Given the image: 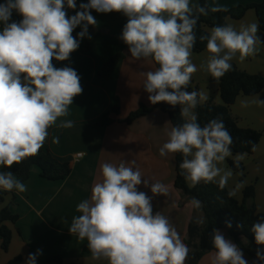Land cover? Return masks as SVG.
<instances>
[{
  "label": "clouds",
  "instance_id": "obj_1",
  "mask_svg": "<svg viewBox=\"0 0 264 264\" xmlns=\"http://www.w3.org/2000/svg\"><path fill=\"white\" fill-rule=\"evenodd\" d=\"M68 10L74 15L69 16ZM228 11L225 6H190V0H4L0 3V166L11 168L38 154L48 129L60 117L69 115V106L81 95V76L70 65L56 67L53 61H70L81 41L91 40L89 27L99 14L121 13L127 17L119 39L135 60L151 59L157 65L145 76L143 89L152 105L161 102L180 106L182 124L173 126L159 155L181 153V174L192 186L204 181L225 188L232 171L218 167L232 155L233 137L223 119L217 117L203 126L194 109L208 99L198 91H188L197 67L190 57L200 15ZM21 19L13 20V13ZM80 31L73 35V32ZM257 23L214 26L199 36L207 41L211 54L200 67L219 79L231 70V61L252 56L262 40ZM264 103V101H261ZM72 120L60 127L71 128ZM250 143V142H249ZM253 150L255 146L253 145ZM245 154H238L239 167ZM135 160L119 165H101L102 180L92 187L90 199L77 205L79 216L72 219L69 232L87 239L93 259L108 264H185L189 248L169 218L153 210L152 196L140 191L142 183L153 196L167 195L166 185L142 179ZM218 178V179H217ZM0 189L27 191V186L11 171L0 172ZM229 195H234L230 192ZM199 208L201 202L193 199ZM231 228L232 222L225 221ZM237 229H243L240 222ZM257 245H264V217L251 227ZM215 253L212 264H249L241 248L213 229ZM42 249L29 253L25 264H36ZM252 264H264V249L258 248Z\"/></svg>",
  "mask_w": 264,
  "mask_h": 264
},
{
  "label": "crops",
  "instance_id": "obj_2",
  "mask_svg": "<svg viewBox=\"0 0 264 264\" xmlns=\"http://www.w3.org/2000/svg\"><path fill=\"white\" fill-rule=\"evenodd\" d=\"M80 2L82 0H77V5ZM262 2L263 0H209L210 8L221 5L227 9ZM0 3H4V0H0ZM197 5L198 0H190V6ZM74 14L73 10H68L69 16ZM92 14L97 23L89 27V34L94 32L89 49L86 50L85 38L79 49L72 53L70 61H53L58 68L70 65L78 72L83 92L69 106V115L58 118L48 129V136L40 148L49 151L58 160L70 163L72 172L64 180L50 181L42 177L40 168H32L29 180L24 182L27 191H16V201L11 211L19 216V220L16 225H11L14 231L13 241L9 252L2 254L0 264H7L17 257H21L22 264H25L27 255L35 253L37 249H42L43 254L37 257L36 264H49V260L55 257L61 258L64 264H108L106 259H93L87 247V239L80 240L76 234L69 232L73 217L80 215L76 210L77 205L90 199L92 187L102 180L101 165L104 163L118 166L122 161L135 160L134 167L139 169L142 179L149 180V185L155 182L166 185L167 195L153 196L150 186L144 187L143 183L138 188L152 196L154 212L158 211L169 218L184 243L193 218L199 226L204 223L202 211L196 209L192 201L183 203L182 195L176 188V153H169L166 157L159 155V149L167 142L168 133L173 127L169 115L160 109H154L151 114L132 124L124 122L141 105L156 107L157 104L152 105L147 99L148 94L143 89L145 76L142 75L154 71L157 68L155 63L151 59L131 58L127 45L119 39L127 17L116 12L99 14L93 11ZM12 19L19 21L21 17L14 12ZM251 23L259 25L254 10H249L241 20H229V24L237 30L241 24ZM79 31L78 27L73 35ZM258 35L262 42L257 44L256 53L244 59H240L237 54L231 63L246 73L264 77V32L259 30ZM119 53H123L125 58L110 76L100 78L99 72L103 66ZM210 55L208 51L198 54L192 52L190 59L197 71L192 74L187 90L207 95L208 99L200 104L208 101L222 104L217 79L200 67ZM261 101H264V90L253 97H239L231 107L241 128L262 133L255 153L244 155L240 161L246 171L244 174H237L229 168L228 162L237 157L233 154L225 161L218 162V167L232 171L227 186L239 201L243 200V187L237 194L236 189L233 190V184H237L245 175L246 186L255 185L257 209L264 214V103ZM118 104L120 115L112 116L114 123L106 127L97 125L101 117ZM65 120H72L74 126L60 127ZM78 154H83V157L78 159ZM2 168L0 166V171ZM187 184L190 188L196 186H192L188 180ZM9 201L10 199L6 204ZM220 231L233 241L227 230ZM214 253L206 254L200 264H212ZM244 257L250 264L249 256L244 254Z\"/></svg>",
  "mask_w": 264,
  "mask_h": 264
},
{
  "label": "trees",
  "instance_id": "obj_3",
  "mask_svg": "<svg viewBox=\"0 0 264 264\" xmlns=\"http://www.w3.org/2000/svg\"><path fill=\"white\" fill-rule=\"evenodd\" d=\"M197 6H206L210 9L209 0H198ZM249 10H254L258 22L259 30L264 32V0L260 4H252L248 6H236L228 8V11L211 12L208 15H200L195 31L197 41L192 49L193 53H202L207 51V41L201 42L199 36L209 33L214 26L229 24V20H241ZM94 36V32L90 34ZM91 40L86 39V50L89 49ZM125 58L123 53L113 56L108 63H106L99 72L100 78L110 76L118 66V64ZM154 62V61H153ZM155 63V62H154ZM223 77L217 79L219 90L221 94L222 104H215L208 101L204 104H198L194 109L197 115L198 123L201 126L206 124L213 118L223 119L225 126L233 137V144L231 151L234 156L238 154L253 155L259 145L262 133L252 130L243 129L239 126L238 119L232 114L231 107L237 102L241 96L253 97L264 90V77L259 75H251L240 70L235 64ZM158 68L159 65L155 63ZM154 109H160L162 112L169 115L173 126L182 124L184 119L180 115V106L172 107L166 103H159L154 108L141 105V107L132 112L124 121L127 124H132L137 119L147 116L153 112ZM120 115V105H116L110 111L105 113L97 122L99 126H109L114 123L112 116ZM250 142V143H249ZM253 145L255 150H253ZM177 158V178L176 188L180 191L183 203L199 200L200 209L204 214V223L199 226L195 220L190 222L188 234L185 240L189 248L188 258L185 264H200L202 258L209 252H215L212 244L213 229L227 230L233 241L243 253L248 255L251 263L256 259V251L258 248L264 249V245H257L254 240V235L251 232L252 224L261 217L256 205V187L255 185L246 186L243 191V200L239 201L234 195H229L231 190L226 185L225 188L220 189L216 183H206L201 181L195 187L190 188L187 184L185 175H182V170L179 165L182 162L183 156L181 153H176ZM235 160L228 162L229 168L237 174H244L245 166L240 162L239 167L235 166ZM38 167L41 170L43 178L50 181H61L66 179L72 172L70 163L62 162L55 158L49 151L39 149L38 154L29 156L21 163L14 164L10 169L3 166L0 172L11 171L21 182H26L31 176L33 167ZM241 184H245V175L240 178ZM10 199L9 204H6ZM16 201V191L11 192L6 190L0 191V258L3 253H8L11 247L14 231L11 225H16L19 216L13 214L11 207ZM230 220L232 227L227 228L225 221ZM242 223L243 229H237L236 224ZM19 233V231L17 230ZM7 264H22V258L17 257ZM49 264H64L62 259L55 257L49 260Z\"/></svg>",
  "mask_w": 264,
  "mask_h": 264
},
{
  "label": "rangeland",
  "instance_id": "obj_4",
  "mask_svg": "<svg viewBox=\"0 0 264 264\" xmlns=\"http://www.w3.org/2000/svg\"><path fill=\"white\" fill-rule=\"evenodd\" d=\"M233 185L235 186V187H233V190L236 189L235 193H237V194L239 193L238 190H239L241 187H243V191H244V189H245V187H246V184H241V182H240L239 180L237 181V184L234 183ZM243 191H242V192H243Z\"/></svg>",
  "mask_w": 264,
  "mask_h": 264
},
{
  "label": "built area",
  "instance_id": "obj_5",
  "mask_svg": "<svg viewBox=\"0 0 264 264\" xmlns=\"http://www.w3.org/2000/svg\"><path fill=\"white\" fill-rule=\"evenodd\" d=\"M82 157H83V154H78V155H77V158H78V159H80V158H82Z\"/></svg>",
  "mask_w": 264,
  "mask_h": 264
}]
</instances>
